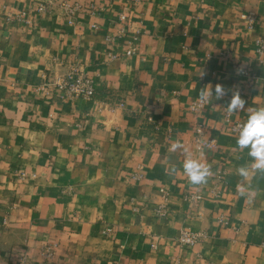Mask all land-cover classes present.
Wrapping results in <instances>:
<instances>
[{"label": "crops", "instance_id": "0c3cea01", "mask_svg": "<svg viewBox=\"0 0 264 264\" xmlns=\"http://www.w3.org/2000/svg\"><path fill=\"white\" fill-rule=\"evenodd\" d=\"M64 1L80 6L73 22ZM259 41L264 0H0V264H49V243L56 264H264V171L233 130L264 107ZM72 62L94 99L39 91ZM217 83L223 100L192 112ZM235 91L247 107L228 120ZM186 155L210 165L205 183L187 179ZM189 192L203 195L198 206ZM186 228L204 239L179 247Z\"/></svg>", "mask_w": 264, "mask_h": 264}, {"label": "built area", "instance_id": "2783aa9c", "mask_svg": "<svg viewBox=\"0 0 264 264\" xmlns=\"http://www.w3.org/2000/svg\"><path fill=\"white\" fill-rule=\"evenodd\" d=\"M136 2H141L142 0H135ZM65 13H67V16L69 17V22H73V18L75 17L77 11L79 10V5L70 4L69 2H63L62 3ZM51 7L48 4H42L37 8L38 12H50ZM32 12L31 10L27 12L21 13L18 17L20 20H25L27 13ZM242 17L247 20L248 28H252L255 23V17L251 14L244 13L242 14ZM125 19V15L121 14V20ZM124 32V29L121 31ZM140 34H136L130 43V47L127 50V55H134L137 53L136 46L139 42ZM257 54L260 58L264 55V41H259L257 44L256 49ZM242 74H248V70L242 69ZM252 79L255 80L256 76L253 75ZM39 91L45 92L47 94H51L52 91H55L60 95L62 99L67 100H77V99H94L96 97L97 91L95 87V81L87 75V73L82 69V67L77 62H72L69 66V70L67 74L56 81H48L47 83H43L39 87ZM206 107V102L202 101L201 99H198L190 104V110L194 113H200L202 112ZM226 117L228 120L231 119L232 113H229L226 109L225 111ZM240 123H237L233 126L234 131H239ZM197 142L201 144L203 141V138L201 136V132L199 131L197 134ZM207 146L213 147L216 143L215 139H211L209 141L204 142ZM23 177H25V173L22 174ZM136 179L138 177H135ZM189 180V178L187 177ZM217 194V192H215ZM186 200L192 205V206H198L201 201L203 200V195L200 192H189L186 194ZM135 211H139L138 207H134ZM155 214L158 217H166L170 214V208L166 205H159L155 209ZM224 217L220 216L218 220L220 222H223ZM112 232L111 227H107L104 230L105 234H110ZM205 237V233L201 231H193L189 228H186L182 231V233L174 240L176 245H178L181 248L194 246L198 242L202 241ZM56 243H49L44 246H42V254L44 257L45 262L49 264H56L55 258H56V249H57ZM21 264H27L28 263V257L24 255L20 259Z\"/></svg>", "mask_w": 264, "mask_h": 264}, {"label": "clouds", "instance_id": "9594fccd", "mask_svg": "<svg viewBox=\"0 0 264 264\" xmlns=\"http://www.w3.org/2000/svg\"><path fill=\"white\" fill-rule=\"evenodd\" d=\"M209 85L210 87H208ZM209 85L204 87L205 90L201 92L200 98L202 101L207 102L211 96H215L216 100L220 101L227 95V90L224 85L217 83L214 92L213 86L211 84ZM246 107L247 101L242 98L239 91L233 93L230 101L225 106L229 113L246 110ZM237 144L240 149H247L248 154L253 158L252 169L264 171V107L257 108L251 112L247 120L240 125ZM182 147L180 142L177 141L171 145L170 150L176 151ZM183 170L193 185L205 183L211 174L210 165L191 155H186ZM239 171L243 176L249 174V169L246 167L241 168Z\"/></svg>", "mask_w": 264, "mask_h": 264}]
</instances>
